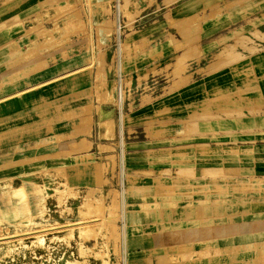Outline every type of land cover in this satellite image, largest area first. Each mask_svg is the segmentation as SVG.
I'll return each instance as SVG.
<instances>
[{"label":"rangeland","instance_id":"rangeland-1","mask_svg":"<svg viewBox=\"0 0 264 264\" xmlns=\"http://www.w3.org/2000/svg\"><path fill=\"white\" fill-rule=\"evenodd\" d=\"M173 1L169 0V3ZM39 2L26 39L35 52L36 61H41L43 66L62 62L46 72L51 77L40 85L0 102V113L14 102L22 103L21 110L0 115V264H10L20 257L43 255L46 251L52 256H60L61 251H68L69 256L71 252L66 258L68 264H126L123 207L130 172L124 161L126 150L122 139L123 132L129 133L131 129H127L125 112L121 118L107 115L105 110L110 106L122 111L121 106L131 96L153 90L162 79L169 81L171 67H174V78L179 79L168 91L164 90V94L187 85L189 80L183 77V73L193 68L187 62L195 57V48L187 41L191 45L187 53L176 57L175 63H167L158 77L154 68L156 77L130 78L122 87L113 82L112 72L115 69V75L119 74L120 50L128 48L137 31L153 23L160 26L159 22L168 20L170 14L159 12L150 21L130 25L135 34L128 35L119 0ZM244 2L240 0V3ZM108 3L110 9L106 7ZM221 14L222 11L218 10L215 15L220 17ZM195 19L186 23L187 31L193 32L200 27L199 18ZM246 21L250 23L251 19ZM176 25L179 27V24H173ZM113 50L116 54L110 57L108 53ZM217 53L204 58L213 65L207 77L213 80L214 86L205 92L206 98L211 99L206 101L201 116L196 113L187 118L192 122L202 120L212 126L227 125L230 129H235L237 124L241 126L243 118L244 128L256 126L258 136L245 134L241 137L250 145L253 142L260 144L261 152L256 159L245 160L242 169L259 168L260 174L264 175V99L251 100L256 96L249 92L252 88L238 92L228 88L222 93L218 85L223 71L234 72L238 67L239 70H250L254 58L264 55V24H250ZM70 58H76V64L84 63V66L56 78L57 81L52 80L68 71L70 64L67 60ZM248 73L245 74L250 80L252 77L256 79L255 73L258 77L264 75L258 71ZM61 83L63 85L57 92L39 96L31 103L25 102L26 96ZM161 93L148 95L143 102L158 99ZM162 122L156 121L155 124ZM227 138L228 142H236L235 136ZM227 154L233 156L236 150H229ZM244 155H253L251 149L246 148ZM230 159L228 163H222L227 165L226 173V168L221 166L220 171L213 168V178L220 179V182L206 190V195L211 193L212 198V238L216 241L213 249L220 247L218 241L222 237L233 234L224 239H235L231 228L242 222V216L251 209L247 203L260 201L242 197H264V178L233 182L230 175L239 176L242 171L234 170L237 162ZM167 173L171 176L170 171ZM182 173L189 176L186 168L179 169L176 176ZM143 175L150 177L154 174L145 172ZM162 191L172 197L179 193L174 188ZM175 203L173 200L169 206H176ZM10 205H17L15 213L8 210L14 207ZM244 222L252 224L251 220ZM261 235L264 238V232ZM217 254L215 252V256Z\"/></svg>","mask_w":264,"mask_h":264},{"label":"crops","instance_id":"crops-1","mask_svg":"<svg viewBox=\"0 0 264 264\" xmlns=\"http://www.w3.org/2000/svg\"><path fill=\"white\" fill-rule=\"evenodd\" d=\"M39 1L0 0V102L40 85V82L51 77L46 72L62 62L59 60L43 66L41 61H36L35 52H32L26 39ZM106 7L110 9L111 4L108 3ZM119 8L122 15L124 12L122 18L128 35L135 34L131 32L130 25L150 21L159 12L170 14L168 20L159 22L160 26L153 23L137 31L128 48L120 50L119 74L115 75V69L112 71L113 82L120 83V86L123 87L124 81L130 78L156 77L154 68L158 77L167 63H175L176 57H183L191 45L195 48V57L187 62L193 68L183 73V77L189 80L187 85L164 94V90L168 91L179 79L174 78V67H171L169 81L162 79L153 90L131 96L121 106L122 111L110 106L105 110L107 115L121 118L125 112L127 129H131L128 134L123 132L125 139H122L126 150L124 161L130 172L126 179L128 184L123 207L126 264H264V238L261 235L264 232V200L261 199L264 197H242L260 201L247 203L251 209L242 216V222H237L236 227L231 228L235 232V239H224L233 234L222 237L216 250L213 249L216 241L212 238L211 193L206 195V190L215 182H220V179L213 178V168L220 171L221 166L226 168V173L227 165L222 163H228L230 158L231 162H237L233 169L242 171L239 176L235 173L230 175L234 183L264 178L259 168L242 169L245 160L258 157L261 145L255 142L250 145L241 136H258L259 130L252 125L244 128L243 118L241 126L237 124L235 129L227 125L212 126L202 120L192 122L191 118H187L196 113L201 116L206 101L211 99L206 98L205 92L214 86L213 80L207 77L213 65L204 58L217 55L236 33L244 32L250 24H264V0H245L244 3H240V0H175L171 3L169 0H119ZM218 10L222 11L220 17L215 15ZM195 18H199L200 27L193 32L187 31L186 23ZM246 19H251V22ZM173 24H179V27ZM108 54L113 57L116 50ZM14 55L20 58H14ZM26 55L31 57L26 58ZM67 63L70 64L68 71L53 79L84 66V63L76 64V58L68 59ZM250 67L252 70H239L238 67L234 72L223 71L219 76L220 91L226 93L231 88L238 92L252 88L249 92L256 96L251 100H263L264 55L254 58ZM255 71L262 76L258 77ZM246 72H254L256 79L252 77L250 80ZM156 92H162L158 99L143 102L145 97L154 96ZM20 104L14 102L9 110L4 109L0 115L21 110ZM160 120L163 122L155 124ZM229 136H235L236 142H228ZM246 148H250L253 155L245 156ZM229 150H236V154L228 156ZM185 168L189 176L185 177L183 173L176 176L179 169ZM145 172H153L154 175L146 177L143 175ZM171 188L179 193L173 197L162 194V189ZM172 199L176 206H169ZM10 206L14 207L8 210L15 213L17 205ZM245 220H251L252 224H246ZM215 252L218 253L216 256Z\"/></svg>","mask_w":264,"mask_h":264},{"label":"built area","instance_id":"built-area-1","mask_svg":"<svg viewBox=\"0 0 264 264\" xmlns=\"http://www.w3.org/2000/svg\"><path fill=\"white\" fill-rule=\"evenodd\" d=\"M50 212V209H48ZM51 214V213H50ZM50 214L48 216H50ZM68 251H61L60 256H52L48 255V252L46 251L43 255H33L30 257H20L17 260L10 261V264H68V261L66 258L70 257L68 256Z\"/></svg>","mask_w":264,"mask_h":264},{"label":"bare ground","instance_id":"bare-ground-1","mask_svg":"<svg viewBox=\"0 0 264 264\" xmlns=\"http://www.w3.org/2000/svg\"><path fill=\"white\" fill-rule=\"evenodd\" d=\"M53 80H55V79H53ZM55 81H57V80H55ZM66 84V83H65ZM63 84L61 83V84H59V85H55V86H53L52 88H47L44 92H42V91H38V92H36V93H33L32 95H29V96H26L25 97V102H32L33 100H36L39 96H42V95H50V94H53L54 92H57L58 90H59V88L62 86ZM119 94V93H118ZM13 97V96H12ZM18 102V101H17ZM9 103V102H8ZM6 104V103H5ZM22 104V103H21ZM20 104V105H21ZM1 105V104H0ZM12 106V105H11ZM5 109V108H4ZM9 112V111H8ZM2 113V112H1ZM22 191V190H21ZM88 221V220H87ZM80 224V223H79ZM85 226V225H84ZM87 226V225H86ZM80 227V226H79ZM67 229V228H66ZM65 229V230H66ZM43 230V229H42ZM37 231V230H36ZM30 232V231H29ZM28 232V233H29ZM54 232V231H53ZM34 233V232H33ZM42 234V233H41ZM30 236V235H29ZM27 238V237H26ZM1 240V239H0Z\"/></svg>","mask_w":264,"mask_h":264}]
</instances>
